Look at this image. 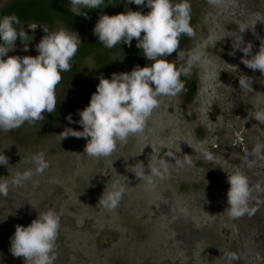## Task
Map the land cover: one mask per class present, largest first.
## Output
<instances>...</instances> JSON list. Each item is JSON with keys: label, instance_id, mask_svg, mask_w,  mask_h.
<instances>
[{"label": "rangeland", "instance_id": "374dc122", "mask_svg": "<svg viewBox=\"0 0 264 264\" xmlns=\"http://www.w3.org/2000/svg\"><path fill=\"white\" fill-rule=\"evenodd\" d=\"M10 1L0 0V9ZM189 3L196 36L189 47L179 50L202 49L214 61L213 65L194 67L189 77L198 84L200 106L184 107V91L175 98L161 97L144 135L130 137L127 145L118 146L108 158L89 157L83 153L85 138L70 136L59 141L57 136L69 127L83 130L69 99L82 92L80 86L96 91L102 75L94 60L88 59L75 81L56 87L54 113L45 112L44 120L35 126L25 122L12 131L0 130V154L9 159L7 166L0 165V180L33 167L26 161L40 151L50 162V168L34 175L26 187L10 188L8 197L0 196V264H24L22 257L10 252V238L17 225L27 227L39 213L48 210L60 217L55 264H228L227 252L240 256L232 264H264V164L260 165L264 161L256 159L248 167L237 168L226 158L216 135L223 141L229 138L225 137L233 122H227L222 112L225 105L264 97V74L247 68L238 49L234 56L229 54L236 34L252 42L253 53L259 50L257 35L264 38V0H223L219 9L210 7L206 0ZM255 18L261 20L255 25L257 35L250 29L240 32L239 26L243 28ZM37 28L28 51L18 37L15 49L7 56H37L36 45L47 34L44 28L49 32L66 30L62 26ZM23 29L31 33L28 25ZM164 59L176 67L185 64L178 52ZM128 66L129 58L124 53L111 56L114 73L126 72ZM242 75L252 78V88H240ZM213 78L214 94L210 87ZM213 106L222 114L217 115ZM196 108L201 114V128L197 120L189 118ZM69 115L73 123L66 119ZM201 149L210 151L214 160L206 162ZM168 151L175 158L165 156ZM186 156H190L192 166L184 163ZM161 158L168 161L170 172L165 179H156L154 190L147 191L145 182L139 181L130 167L142 162L148 174V164ZM258 161L260 168L254 176ZM236 171L246 175L251 186L259 184L261 191L253 193L250 204L257 209L255 214L232 220L224 210L229 207L227 177ZM115 181L127 185L126 193L119 207L108 211L98 202Z\"/></svg>", "mask_w": 264, "mask_h": 264}, {"label": "clouds", "instance_id": "9594fccd", "mask_svg": "<svg viewBox=\"0 0 264 264\" xmlns=\"http://www.w3.org/2000/svg\"><path fill=\"white\" fill-rule=\"evenodd\" d=\"M114 2L115 0H109V3ZM206 2L216 9L223 6V0ZM127 3L147 7L150 11L146 15L141 11L131 10L112 16L102 14L93 28V35L107 49L121 43L131 46L135 38L136 47L143 50L144 57L151 62L150 66L141 68L137 65L131 72L113 73L111 79L101 76L89 105L79 111L80 119L77 123L83 130L76 131L69 127L57 135L59 141L70 136L85 138L87 143L83 153L97 160L112 156L117 152L118 146L128 144L130 137L144 135L153 112L160 107V98H175L185 90V84L180 79L182 75L190 77L194 67L214 64L202 49L179 50L182 36L190 39L196 36L190 23L189 0L175 4L172 0H127ZM104 6L105 0H70L69 10L72 14L83 15L87 19V12H82L81 9ZM257 21L261 20L250 19L245 27L239 26L240 32L250 29L253 35H257ZM20 23L16 15L0 18V130L4 132L18 129L25 122L35 126L37 122L44 120L45 112H55V90L62 80L61 73L71 71V61L81 44L78 34L74 32L70 34L64 29L49 32L44 28L47 34L36 45L39 53L37 56H7L9 51L15 49L18 37L24 51H28L31 37L22 26L19 29L15 27ZM37 25L29 23L28 27L35 31ZM257 38L260 39L259 50L253 53L252 42H245L241 35L236 34L233 51L229 54L234 56L238 49L243 53L241 62L247 68L264 74V38L258 35ZM174 52H178L185 60V64L179 69L174 63L164 59ZM5 56L7 59L3 58ZM252 82V78L248 76L242 75L239 78L241 89L252 88ZM210 87L214 94L215 78ZM252 117L258 124L264 125V108L257 107ZM66 119L73 123L71 115ZM238 141L242 145L239 133L233 146ZM243 151L246 158L264 161V144L257 143L251 151L246 148ZM201 154L206 162L214 160L211 152L206 149H201ZM165 156L175 158L171 151L166 152ZM26 162L33 167L16 172L11 179L0 180V196L8 197L10 188L26 187L34 175H42L50 168V162L43 151L32 155ZM184 163L193 165L190 156H186ZM8 164V157L0 154V165ZM147 167L148 174L145 165L137 162L130 167V171L139 181L145 182V190L152 191L156 187V179L163 180L169 174V163L161 158L149 163ZM227 179L230 184L227 192L229 207L224 212L232 220L254 215L257 209L250 204L253 193L261 191L260 185L251 186L247 176L240 171L228 174ZM126 187L127 185L121 186L119 181L113 182L111 190L104 191L98 204L108 211H115L126 193ZM182 212L187 214L185 210ZM60 227V217L56 212L48 210L39 213L27 227L16 226L14 235L10 238V252L14 257H22L24 264H55L58 259L56 241ZM225 259L228 264H232L240 256L227 252Z\"/></svg>", "mask_w": 264, "mask_h": 264}, {"label": "trees", "instance_id": "16d2710c", "mask_svg": "<svg viewBox=\"0 0 264 264\" xmlns=\"http://www.w3.org/2000/svg\"><path fill=\"white\" fill-rule=\"evenodd\" d=\"M69 7L70 0H12L0 9V18L5 15H16L19 18L20 25H15L18 29L29 23H36L51 28L62 26L69 33L78 34L81 44L71 61V71L61 73L62 80L57 87L68 85L72 80L75 81L81 67L88 59L94 60V66L107 79H111L114 73L111 69V56L116 53H124L129 58V66L126 72H131L137 65L141 68L150 66L151 62L144 57L143 50L136 47L135 38L131 46L121 43L112 49H107L100 44L98 37L93 35V28L102 14L112 16L131 10L141 11L146 15L150 11L149 8L127 3V0H115L114 3L105 0V6L102 8L81 9L82 12H87L89 18L86 19L83 15L72 14ZM141 35L143 36V33ZM191 43L192 38L182 36L180 49H186ZM3 58L6 59V57ZM181 66H178L177 69ZM180 79L185 84L183 103L188 104L196 97L198 84L183 75ZM79 90L82 92L72 95L69 99L77 118L80 116L79 111L89 105L91 95L94 93L86 86H80ZM49 117L52 119L51 115Z\"/></svg>", "mask_w": 264, "mask_h": 264}, {"label": "flooded vegetation", "instance_id": "af4514ba", "mask_svg": "<svg viewBox=\"0 0 264 264\" xmlns=\"http://www.w3.org/2000/svg\"><path fill=\"white\" fill-rule=\"evenodd\" d=\"M197 89L198 90H197L196 97L190 103L184 104V107L185 106L191 107L192 105H196V107L200 106L198 104L199 87H197ZM262 94H264V91L262 92ZM257 107L264 108V97L260 100L259 99H253V100L248 99L246 101L234 100L232 105H229V106L225 105L224 106L225 111H222L224 112V115H226L227 117L226 119L227 122L230 121L233 123L230 124L228 133L225 137L227 138V136H229V138L223 141V139L220 138L221 136L216 134L218 137V144L221 145L220 148L221 147L223 148L226 158H228V160L231 163H233V165H235L237 168L248 167L249 165L255 162L256 159L253 157L246 158L244 155V151H243L244 148L251 151V149L257 143H259V142H256L254 138H257L258 141L260 140L261 142H264V125L258 124V122L252 117L253 113L257 110ZM195 110L196 111H194L193 113L194 115L191 114L192 116L190 115L189 118L191 117V118H194L192 120H197L201 128L203 127V124L200 121L201 114H199V110L197 108ZM217 110H218L217 111L218 113L220 109L217 108ZM221 114L222 113L219 112L217 115H221ZM206 132L208 133L209 131L206 130ZM237 133L240 134V138L242 139V145L239 144V141H238L237 145L233 146L234 143L237 141ZM202 136H206V134H202ZM222 138L224 137L222 136ZM214 147L216 148V146ZM261 164H264V163H260V165ZM256 165H258V167L256 166L255 171L253 172L254 176L256 175L255 174L256 170L260 168L259 161ZM262 173L263 172L261 171L260 175L263 177L264 173L263 174Z\"/></svg>", "mask_w": 264, "mask_h": 264}, {"label": "water", "instance_id": "95a60500", "mask_svg": "<svg viewBox=\"0 0 264 264\" xmlns=\"http://www.w3.org/2000/svg\"><path fill=\"white\" fill-rule=\"evenodd\" d=\"M30 24H31V23H30ZM37 30H38V28H36L35 31H32V30H31V33L29 34V37H31V39H30V41L28 42V44L31 43L32 41H34V39L36 38ZM20 42H21V40H20ZM21 43H22V42H21Z\"/></svg>", "mask_w": 264, "mask_h": 264}]
</instances>
